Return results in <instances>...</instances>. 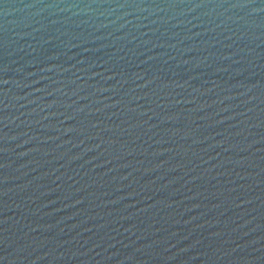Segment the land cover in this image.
Listing matches in <instances>:
<instances>
[{"label":"water","instance_id":"1","mask_svg":"<svg viewBox=\"0 0 264 264\" xmlns=\"http://www.w3.org/2000/svg\"><path fill=\"white\" fill-rule=\"evenodd\" d=\"M0 264H264V0H0Z\"/></svg>","mask_w":264,"mask_h":264}]
</instances>
